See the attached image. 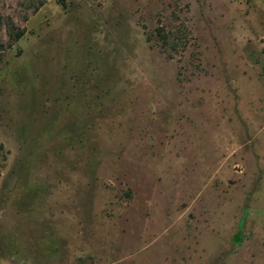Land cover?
Listing matches in <instances>:
<instances>
[{
  "label": "rangeland",
  "instance_id": "rangeland-1",
  "mask_svg": "<svg viewBox=\"0 0 264 264\" xmlns=\"http://www.w3.org/2000/svg\"><path fill=\"white\" fill-rule=\"evenodd\" d=\"M63 1L0 0V264H264V0Z\"/></svg>",
  "mask_w": 264,
  "mask_h": 264
},
{
  "label": "trees",
  "instance_id": "trees-1",
  "mask_svg": "<svg viewBox=\"0 0 264 264\" xmlns=\"http://www.w3.org/2000/svg\"><path fill=\"white\" fill-rule=\"evenodd\" d=\"M60 3L63 4V5L65 4V2L63 0H60ZM247 217H248V213H245L244 216H243V218H242V226H240L239 229H238V233L237 234H238V237L240 239H243L244 238L243 228H244V224L246 222Z\"/></svg>",
  "mask_w": 264,
  "mask_h": 264
}]
</instances>
